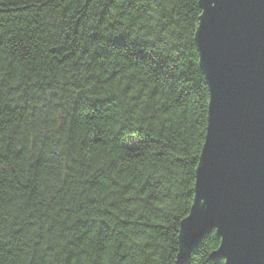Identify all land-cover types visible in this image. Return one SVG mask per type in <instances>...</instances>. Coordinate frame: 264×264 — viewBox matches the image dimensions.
<instances>
[{
	"label": "trees",
	"instance_id": "16d2710c",
	"mask_svg": "<svg viewBox=\"0 0 264 264\" xmlns=\"http://www.w3.org/2000/svg\"><path fill=\"white\" fill-rule=\"evenodd\" d=\"M197 3L0 0V264H177L207 125ZM219 241L184 264H224Z\"/></svg>",
	"mask_w": 264,
	"mask_h": 264
},
{
	"label": "water",
	"instance_id": "95a60500",
	"mask_svg": "<svg viewBox=\"0 0 264 264\" xmlns=\"http://www.w3.org/2000/svg\"><path fill=\"white\" fill-rule=\"evenodd\" d=\"M194 29L208 87L194 196L178 231L177 264L215 232L208 255L264 264V0H198Z\"/></svg>",
	"mask_w": 264,
	"mask_h": 264
}]
</instances>
